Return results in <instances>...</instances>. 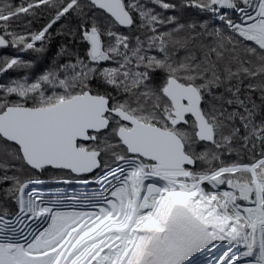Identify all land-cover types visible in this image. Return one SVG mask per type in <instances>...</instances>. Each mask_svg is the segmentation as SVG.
I'll use <instances>...</instances> for the list:
<instances>
[{
  "label": "snow or ice",
  "instance_id": "snow-or-ice-1",
  "mask_svg": "<svg viewBox=\"0 0 264 264\" xmlns=\"http://www.w3.org/2000/svg\"><path fill=\"white\" fill-rule=\"evenodd\" d=\"M54 34L0 56V264H264V0H0V49Z\"/></svg>",
  "mask_w": 264,
  "mask_h": 264
},
{
  "label": "trees",
  "instance_id": "trees-1",
  "mask_svg": "<svg viewBox=\"0 0 264 264\" xmlns=\"http://www.w3.org/2000/svg\"><path fill=\"white\" fill-rule=\"evenodd\" d=\"M18 2V0H17ZM175 2L179 3V0H175ZM144 3H148V0H144ZM158 11L160 9H157ZM173 14H179L181 17L183 18H195L196 13L194 9H189V10H185V11H181L179 9L176 10V13H173L171 11L165 13V15H173ZM47 21V17L46 16H41V17H37L33 20L31 28L32 30H38L44 23H46ZM27 21H24L23 24H26ZM23 24L21 25V27H23ZM66 26V27H72L75 28L76 27V20L73 17H69L67 20H62L61 22H58L57 25L54 26V29L52 30L53 33L56 32V30L60 29L61 26ZM64 39L62 37L56 36L55 34L53 35L52 41L51 43L47 46V51L44 54H35V53H29V54H25V53H17V51L13 48H5V49H0V56H5V55H21L22 57H24L25 59H29L32 58L34 60V69H33V75L39 74L41 72H43L50 63H52L55 60H61V57H59L57 55L59 48L61 47V45L64 43ZM77 47L80 49L81 53L83 52V45H77ZM18 73L17 72H9L7 75H5L3 77V80H7L10 77H14L17 76ZM47 172H51L53 174H55L52 170H49ZM45 173H43L39 178L41 180H44L47 178V176L45 175ZM46 177V178H45ZM54 177V176H52ZM48 181L51 183V185H63V182H59L56 177L55 178H49L48 177Z\"/></svg>",
  "mask_w": 264,
  "mask_h": 264
},
{
  "label": "rangeland",
  "instance_id": "rangeland-1",
  "mask_svg": "<svg viewBox=\"0 0 264 264\" xmlns=\"http://www.w3.org/2000/svg\"><path fill=\"white\" fill-rule=\"evenodd\" d=\"M48 174V176H47ZM47 176L46 179L42 180L43 183L36 184L33 187V190L40 192L42 195L45 197H50V196H55L56 194H64L66 196H81L83 194H91L93 191L98 190V186L96 184H88L85 185L80 182H72V183H63V185H51V183L48 181L49 178H55L59 174L51 173V172H46L45 174ZM54 176V177H52ZM37 187V188H36ZM52 194V195H51ZM48 195V196H47ZM233 251H236L235 249ZM198 256L192 258V264L193 261L197 260ZM204 264H220L219 259L212 260L211 258L207 257L206 261H204ZM200 264V262L198 263Z\"/></svg>",
  "mask_w": 264,
  "mask_h": 264
},
{
  "label": "bare ground",
  "instance_id": "bare-ground-1",
  "mask_svg": "<svg viewBox=\"0 0 264 264\" xmlns=\"http://www.w3.org/2000/svg\"><path fill=\"white\" fill-rule=\"evenodd\" d=\"M227 248H228V245L221 243V244L216 245V247H210L206 251H202L201 253L195 254L194 257L198 256V258L197 260L193 261V264H198L199 262L200 264H204L205 263L204 261H206L207 257L211 258L212 260L219 259V257L223 254L224 251L227 250Z\"/></svg>",
  "mask_w": 264,
  "mask_h": 264
}]
</instances>
